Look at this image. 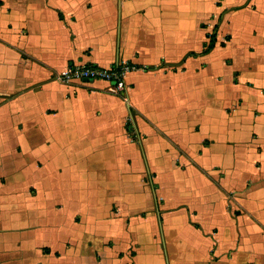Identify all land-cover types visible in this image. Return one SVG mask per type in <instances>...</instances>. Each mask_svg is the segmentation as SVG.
Listing matches in <instances>:
<instances>
[{
    "label": "crops",
    "instance_id": "crops-1",
    "mask_svg": "<svg viewBox=\"0 0 264 264\" xmlns=\"http://www.w3.org/2000/svg\"><path fill=\"white\" fill-rule=\"evenodd\" d=\"M0 264H264V0H0Z\"/></svg>",
    "mask_w": 264,
    "mask_h": 264
},
{
    "label": "built area",
    "instance_id": "built-area-1",
    "mask_svg": "<svg viewBox=\"0 0 264 264\" xmlns=\"http://www.w3.org/2000/svg\"><path fill=\"white\" fill-rule=\"evenodd\" d=\"M226 40L222 39L221 44ZM141 70L134 62L114 63L109 68L99 67L91 64L73 63L66 71L57 78L64 84H89L93 82H105L109 85V92L118 96L126 95L131 90L132 85L127 82V77L132 72Z\"/></svg>",
    "mask_w": 264,
    "mask_h": 264
},
{
    "label": "trees",
    "instance_id": "trees-1",
    "mask_svg": "<svg viewBox=\"0 0 264 264\" xmlns=\"http://www.w3.org/2000/svg\"><path fill=\"white\" fill-rule=\"evenodd\" d=\"M209 39H210V43H209V47H208V49H209V48H213V47L215 46L216 42H217V40H216V35H211V36L209 37Z\"/></svg>",
    "mask_w": 264,
    "mask_h": 264
},
{
    "label": "rangeland",
    "instance_id": "rangeland-1",
    "mask_svg": "<svg viewBox=\"0 0 264 264\" xmlns=\"http://www.w3.org/2000/svg\"><path fill=\"white\" fill-rule=\"evenodd\" d=\"M219 1H221V0H219ZM220 5H221V3H219Z\"/></svg>",
    "mask_w": 264,
    "mask_h": 264
}]
</instances>
